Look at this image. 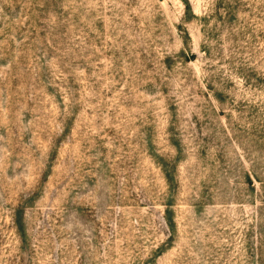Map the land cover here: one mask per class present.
Segmentation results:
<instances>
[{
    "label": "rangeland",
    "instance_id": "374dc122",
    "mask_svg": "<svg viewBox=\"0 0 264 264\" xmlns=\"http://www.w3.org/2000/svg\"><path fill=\"white\" fill-rule=\"evenodd\" d=\"M0 264H264V0H0Z\"/></svg>",
    "mask_w": 264,
    "mask_h": 264
}]
</instances>
